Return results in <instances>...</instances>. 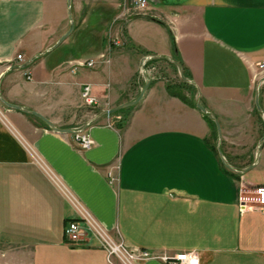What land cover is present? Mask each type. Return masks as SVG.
I'll return each instance as SVG.
<instances>
[{
	"label": "crops",
	"instance_id": "obj_1",
	"mask_svg": "<svg viewBox=\"0 0 264 264\" xmlns=\"http://www.w3.org/2000/svg\"><path fill=\"white\" fill-rule=\"evenodd\" d=\"M126 1H71L70 34L19 68L66 31L67 16L51 40L36 0H0L3 101L74 130L70 120L86 106L84 85L96 101L87 107L103 111L134 99L149 80L121 129L101 111L87 120L81 130L92 145L82 151L73 133H54L0 102V264H105L94 240L64 242L62 227L74 210L56 184L128 248L194 252L199 264H264V218L237 208L242 174H264V80L256 68L264 61V0H145L142 15L125 18ZM142 59L151 69L186 73L195 96H184L193 105L199 97L216 119L218 144L203 114L152 81ZM217 147L236 172L221 164Z\"/></svg>",
	"mask_w": 264,
	"mask_h": 264
},
{
	"label": "built area",
	"instance_id": "obj_2",
	"mask_svg": "<svg viewBox=\"0 0 264 264\" xmlns=\"http://www.w3.org/2000/svg\"><path fill=\"white\" fill-rule=\"evenodd\" d=\"M145 5V0H128V7L134 10H141ZM16 59L20 60L21 57L16 55ZM85 64L88 67L92 65L90 61ZM144 64L145 60H142L140 62L141 69ZM256 68L258 78L260 81H263L264 61L257 63ZM141 75L144 76V71H141ZM89 92V86L84 85L80 90V98L84 105L94 106L96 101L90 96ZM72 139L81 151L88 150L92 145L88 134L81 131H75L72 134ZM106 176L108 183L114 180L112 173L109 172ZM56 187L63 193L74 210V217L67 219L62 227V237L67 245H86L93 238L96 241L97 247L103 252L105 264H137L140 261L150 259L158 260L164 264H199L198 257L194 252H180L170 256L153 255L143 249L126 247L118 237H113L98 225L92 216L86 210L82 209L59 184H56ZM237 208L240 213L258 211L264 218V184L246 185L243 182H239Z\"/></svg>",
	"mask_w": 264,
	"mask_h": 264
},
{
	"label": "rangeland",
	"instance_id": "obj_3",
	"mask_svg": "<svg viewBox=\"0 0 264 264\" xmlns=\"http://www.w3.org/2000/svg\"><path fill=\"white\" fill-rule=\"evenodd\" d=\"M36 1L43 7L39 13V16H40L39 20L43 21L44 23L43 25L44 27L43 30L45 31L44 36L46 35V32H48V34L50 35V39L53 40L55 36L58 34V32H60V29H58L60 21L63 22V25H64V21L66 19L65 0H36ZM71 1H72V4L73 2H77V0H71ZM72 4L70 2V6H72V8L70 7V14H72L71 13L72 9L76 11V5L73 6ZM121 14L125 15V18L137 17L143 14V10L142 9L141 10L131 9L130 7H128V1H126V9H124ZM77 15L78 14H76L75 16L77 17ZM145 16L147 17V15ZM106 28L107 27L105 25L100 26L99 31H101L102 35L106 33ZM107 34L105 35L106 38H107ZM83 37L84 36H79L78 38L79 42L83 40ZM48 42L50 43L51 41H48ZM33 45L36 46L35 43ZM17 61H21V59ZM151 65L149 63L144 64V66H146L147 69L149 70V71L147 70V72L152 81H157L160 79V81L164 82L166 86H169L172 91L182 94V95H186L188 98H190V100H194V96H195L194 93H191L190 90L185 87H180L179 73L175 71L174 72L170 71L171 68L167 65L154 64V67L152 69H151ZM129 89H131V87ZM139 90L140 88L139 89L135 88L134 91L136 92H134L132 97L136 96ZM79 98H80V93H79ZM123 99H125V97H123ZM127 109H123L120 112H117L116 114L105 115V118L107 119L108 124L112 125L113 127L117 129H121L122 126H124L126 123ZM78 111H79L78 115L76 114V117L74 116V118L70 120L71 126H73V129H74L72 131L74 132L81 131L85 133L84 131L81 130V127H83L84 124H87L88 122L87 120L91 119V117H93L96 113H98V111H101V110L100 108H97V107L82 106L81 108H79ZM209 135H210V138L212 139V143L214 144V146L218 144L214 128L212 129L209 128ZM242 180L243 182L251 184V185H259L260 183L264 182V174L258 171L257 169L252 170V171L242 174ZM98 225L100 224L98 223ZM109 234L117 238L115 234L114 235L111 233ZM92 240L94 239L92 238Z\"/></svg>",
	"mask_w": 264,
	"mask_h": 264
},
{
	"label": "water",
	"instance_id": "obj_4",
	"mask_svg": "<svg viewBox=\"0 0 264 264\" xmlns=\"http://www.w3.org/2000/svg\"><path fill=\"white\" fill-rule=\"evenodd\" d=\"M70 2H71V0H65L66 16H67V22H68L66 31L63 34H61L57 38V40L51 46H49L48 48H46L43 51H41L40 53H38V55L30 57L27 61H25L24 63H22L19 66V68L26 67L34 59H36V58L44 55L45 53L51 51L52 49H54L60 42H62L70 34V32L73 29V21L71 19V14H70ZM142 60H147V59H142ZM179 79L181 81H183V82L189 83V81L183 77L181 71L179 72ZM263 80H264V78H263ZM148 84H149V80H145V82L143 83L142 87L140 88V90L138 91V93H137V95H136V97L134 99L129 100V101H126V102H123V103H120V104H118V105H116V106H114V107H112L110 109L103 110V111H101L99 113L98 116L110 115V114H113V113H115L117 111H120V110H123V109H127V108H131V107L135 106L139 102V100L141 99V97H142L143 93L145 92V90L147 89ZM0 102L7 109H12L14 111H17V112H20V113H24V114H28V115H31V116L37 118L41 123L44 124V126L46 127V129H48V130H50V131H52L54 133H58V134H72V133H74V131L69 130V129H61V128L55 127L50 121H48L46 118H44L43 116H41L40 114H38V113H36L34 111H29V110L22 109L21 107H19L17 105H12L10 103H7V102L3 101L2 99H0ZM254 106H255V108H256L257 111H261L260 108H259V106H258V102H257V89H255V91H254ZM194 107L200 113H202V114H205L206 113L205 109L200 104L199 97L196 98L195 103H194ZM212 122H213L214 129H215L217 143H219L220 142V139H221L220 128H219V125H218L216 119L212 118ZM262 139H264V135H263ZM217 154H218V157H219V160H220L221 164L227 170H229L231 172H236V171H234L233 169H231L229 166H227L223 162L218 147H217Z\"/></svg>",
	"mask_w": 264,
	"mask_h": 264
},
{
	"label": "trees",
	"instance_id": "obj_5",
	"mask_svg": "<svg viewBox=\"0 0 264 264\" xmlns=\"http://www.w3.org/2000/svg\"><path fill=\"white\" fill-rule=\"evenodd\" d=\"M176 62H177V61H176ZM182 75H183V77H184L185 79L187 78V75H186V73H185L184 71H182ZM179 85H180V87H185V88L189 89L191 93H194V88H193L192 85H190V84H188V83H186V82H183V81H181V80H179ZM166 90H167V93H168L170 96H173V97L178 98L180 101L186 103L187 105L194 106L193 103H192V101H189L184 95L172 91V90L170 89L169 86H166ZM128 109H129V108H128ZM120 111H121V110H120ZM120 111H117V112H120ZM117 112H115V113H113V114H116ZM202 117H203V119H204L206 125L208 126V128H211V129L214 128V125H213L212 119H210L206 114H203ZM40 123H41V122H40ZM41 124L44 126L43 123H41ZM44 127H45V126H44ZM214 130H215V129H214ZM213 149H214V148H213ZM222 171H224V173H227L229 176H231V177H233V178H238V177H237L238 175H236V174H232V173H230V172H226L224 169H222Z\"/></svg>",
	"mask_w": 264,
	"mask_h": 264
}]
</instances>
